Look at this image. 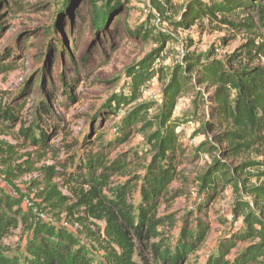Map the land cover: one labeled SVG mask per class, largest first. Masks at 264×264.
Masks as SVG:
<instances>
[{"label":"trees","instance_id":"1","mask_svg":"<svg viewBox=\"0 0 264 264\" xmlns=\"http://www.w3.org/2000/svg\"><path fill=\"white\" fill-rule=\"evenodd\" d=\"M131 1L90 0L94 29L102 32ZM64 2L65 9L69 10L75 0ZM153 3L162 19L174 29H190L205 20L219 21L218 16L227 18L222 21L225 24H232L229 17L254 9L264 20V0H191L179 21L168 15L173 12L171 6ZM129 33L141 43L154 39L157 48L125 69L127 93L112 95L105 106L106 115L129 108L118 127L120 136L103 144L104 133L99 132L94 145L100 146L96 153L89 151L95 149L89 147L86 140V156L75 172L68 176L70 181H66L76 201H70V204L58 193L56 185L48 184L47 191L41 193L45 201L41 202L47 204L55 216L65 214L67 220L84 227L87 237L99 243L101 236L97 239V233L86 226L91 220L104 222L102 241L107 245L103 250L108 264H150L146 259L141 262L135 260L141 243L147 246L154 264H189L211 232L210 224L201 215L208 216L211 205L231 189L233 212L242 219L243 227L224 233L218 239L213 254L191 264H264V67H233L210 54L203 57L186 52L184 65L175 68L170 75H164L155 65L172 38L162 32L155 36L143 27L130 29ZM9 56V53L3 56L1 61ZM231 61L233 63L236 59ZM1 69L9 72L15 68L0 63ZM156 77L166 80L160 106L143 101L144 88ZM38 81L42 87L44 81ZM60 81L63 83L62 93L72 98L66 77L62 76ZM195 88L194 108L176 116L181 97ZM19 107L12 112L0 109V125L8 128V123L17 119L15 111L20 112L24 103ZM204 108L208 112L207 119L199 129V135L204 136L205 141L196 153L199 157L207 156L210 162L196 179L204 198L198 209L200 215L194 221L193 218L186 220L174 248L165 247L162 251L166 245L162 243L159 230L161 227H173L175 219L169 215H158V210L162 204L182 195L171 190L172 184L182 178L180 167L186 158L180 134L188 124L198 120L199 111ZM154 109L157 111L152 116ZM135 132L146 135L150 155L141 174L131 172V161L136 154L131 160L130 155L122 154L117 160L108 161L112 148L128 143ZM19 136L38 148L27 155L26 164H30L35 155L41 160L49 149L45 132L37 137L34 128H21ZM12 149L11 146H0V154L9 156ZM15 171H7V177H13ZM46 172L52 174L53 170L47 168ZM115 176L123 180L112 185ZM253 180L256 182L252 183ZM23 203L20 197L8 195L0 186V246L20 224L28 226ZM29 229L32 235L26 245L23 264H95L70 232L44 223L29 226ZM156 240L160 243H155ZM1 250L0 247V264H17L4 257Z\"/></svg>","mask_w":264,"mask_h":264},{"label":"rangeland","instance_id":"2","mask_svg":"<svg viewBox=\"0 0 264 264\" xmlns=\"http://www.w3.org/2000/svg\"><path fill=\"white\" fill-rule=\"evenodd\" d=\"M64 1L0 0V63L15 68L9 72L0 70V109L12 112L24 103L20 112L15 111L17 119L8 123V128L0 125V146L13 148L9 156L0 154V186L8 195L22 199L23 213L29 221L28 226L20 224L0 246L2 255L17 264H23L26 245L32 235L29 226L38 223L70 232L95 264H108L103 250L107 245L102 241L105 223L89 221L86 227L97 233V239L102 238L100 243L91 240L86 229L67 220L65 214L55 216L52 209L41 202L45 201L41 193L47 191L48 184L56 185L58 193L70 204V201H76L66 181H70L68 176L86 156V140L89 147L95 149L89 151L96 153L100 147L94 146L99 132L104 133L103 144L120 136L118 127L129 108L106 115L105 106L112 95L127 93L125 69L157 48L154 39L148 43L138 42L129 33L130 29L143 27L155 36L162 32L172 38L155 65L164 75H170L175 68L184 65L186 52L203 57L210 54L233 67H264V20L256 14V9L229 17L232 24H225L222 21L227 18L218 16L219 21L205 20L190 29H174L162 19L153 2L171 6L173 12L168 15L179 21L191 0H132L121 9L120 16L113 17L102 32H97L92 25L90 0H75L69 10L65 9ZM8 53L9 58L1 61ZM232 58L236 59L233 63ZM62 76L70 83L68 90L72 98L62 93ZM39 79L44 81L42 87ZM165 83L161 77L151 81L144 88L143 101L160 106ZM201 89L205 92L204 87ZM196 90L181 97L176 116L194 108L193 93ZM156 111L152 110L151 115ZM115 113L117 115L112 116ZM207 113V109H201L198 120L188 124L180 134L186 158L180 167L182 178L172 184L171 190L182 195L162 204L158 210V215L175 219L173 227L159 230L161 242L166 245L162 251L165 247L174 248L186 220L193 218L194 221L200 215L198 209L204 198L196 179L210 159L197 156L196 150L205 141V137L199 135V129L207 119ZM21 128H34L37 137L43 132L48 135L49 149L41 160L35 155L32 162L26 164L27 155L38 148L19 136ZM61 132L63 134H59ZM145 139L144 133L135 132L128 143L112 148L108 161L117 160L122 154L130 155L131 160L136 154L131 161V172L141 174L143 165L150 159ZM47 168L53 173L48 174ZM14 169V176L7 177V171ZM122 180L115 176L112 185ZM26 202L33 203V207H26ZM233 206L232 191L227 189L211 205L209 215H201L210 224L211 232L202 249L192 256L191 263L203 261L213 254L224 233L243 227L242 219L233 212ZM154 242L160 243V240ZM142 259L154 264L147 246L141 243L135 260L141 262Z\"/></svg>","mask_w":264,"mask_h":264},{"label":"built area","instance_id":"3","mask_svg":"<svg viewBox=\"0 0 264 264\" xmlns=\"http://www.w3.org/2000/svg\"><path fill=\"white\" fill-rule=\"evenodd\" d=\"M32 204H33V203H31V202H30V203H29V202H26V205H25V206H26V207H30V208H31V207H33V205H32Z\"/></svg>","mask_w":264,"mask_h":264}]
</instances>
